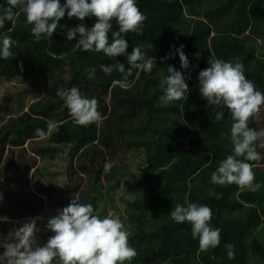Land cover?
I'll return each mask as SVG.
<instances>
[{"label": "trees", "instance_id": "16d2710c", "mask_svg": "<svg viewBox=\"0 0 264 264\" xmlns=\"http://www.w3.org/2000/svg\"><path fill=\"white\" fill-rule=\"evenodd\" d=\"M203 1L136 0L146 20L142 34H125L127 53L143 45L141 50L153 60L154 68L150 73L133 69L124 85V74L114 70L106 75L100 65L120 62L127 71L131 67L127 55L109 58L103 52H84L77 45L79 34L74 40L67 38L69 28L78 24L91 28L95 17L80 21L66 14L51 38L36 41L26 14L19 7L13 9L15 23L6 21L0 29V39L8 34L16 41L11 48L14 58L0 57V81L5 82L0 95V188L2 175L10 181L0 202V215L3 205L9 207L8 219L36 217L48 206H67L78 197V202L91 203L94 214L100 216L98 201L106 189L119 183L117 161L130 149L142 148L145 165L140 184L147 182V188L144 196L130 202L133 211H128L131 225L127 231L137 256L125 264H248L249 257L264 264L263 149L258 161H248L255 183L261 185L258 191L211 182V173L220 162L234 154L230 141L233 120L226 107L215 109L208 104L198 79L199 72L210 67L209 60L219 58L242 64L246 77L264 92V0H205V11L200 10ZM5 7L6 0H0V15ZM112 25L113 31L119 30L115 20ZM255 37L263 39L260 46L248 41ZM181 45L186 55L191 53L188 69L181 66ZM165 56L168 59H162ZM169 65L184 73L189 91L187 99L164 105L159 100L163 94L160 83ZM93 66L95 79L89 80L85 68ZM67 67L68 81L63 76ZM73 86L98 100L100 119L87 127L75 124L56 95L57 88ZM221 110L224 117L217 121L216 113ZM48 121L60 131L42 139L35 130L47 132ZM248 124L256 130L264 128V107ZM109 162L113 167L105 172ZM31 169L32 185L28 179ZM104 177L114 181L105 189ZM62 189L64 194L59 196ZM177 203L212 209L211 226L221 229L218 247L199 251L191 225L177 224L170 216ZM3 223L0 244L16 242L12 222ZM36 237L43 246L50 234L37 231ZM228 243L234 246V259L227 256Z\"/></svg>", "mask_w": 264, "mask_h": 264}, {"label": "clouds", "instance_id": "9594fccd", "mask_svg": "<svg viewBox=\"0 0 264 264\" xmlns=\"http://www.w3.org/2000/svg\"><path fill=\"white\" fill-rule=\"evenodd\" d=\"M6 3L7 7L0 15V29L6 21L15 23L16 13L13 9L19 7L26 14L27 23L33 25L31 32L36 41L42 37L51 38L66 14L68 18L76 17L80 21L95 17L96 22L91 28L83 24L69 28L67 38L74 40L79 34L77 45L84 52H103L109 58L127 55L131 65L127 71L120 62L100 65V70L106 75H111L114 70L124 74L122 85L127 83L133 69L150 73L154 68L153 60L146 58L141 50L143 45H136L130 54L127 53L129 45L125 34H142L146 20L136 0H66L64 4H61V0H6ZM113 20L119 26L118 31L112 30ZM0 43V57L13 59L11 48L16 41L4 34ZM183 47L181 45L178 50L181 66L188 69L190 62ZM162 59H168V56ZM209 64L210 67L199 72L200 92L210 106H215V109L226 107L231 113L230 141L234 146V154L228 155L211 173V182L222 186L235 183L241 189L256 192L261 185L255 183V174L248 161L260 159L257 148L264 149V128H250L248 122L258 116L264 107V92L257 90L254 82L246 77L242 64L219 58H211ZM85 73L89 80L95 79L96 67L85 68ZM167 73L160 83L163 92L159 97L160 102L170 105L187 99L189 85L184 73L171 65ZM56 95L64 101L76 125L87 127L100 119L98 100L89 99L80 88H57ZM223 117L224 112L217 111L215 119L219 121ZM59 131L52 121L47 122V132L40 128L35 130L42 139ZM112 167V163H106L104 171L108 172ZM78 201L79 198L74 197L57 216L48 220L46 227L54 235L43 246L37 242V218L18 228L14 233L16 242L4 245L6 250L0 254V264H54V261L57 264H125L133 260L137 252L130 245V233L120 217L109 213L101 218L94 214L91 203ZM212 215L208 205L197 203H188L187 206L177 203L170 213L177 224L187 222L191 225V235L198 239L200 252L218 247L221 241V229L211 226ZM225 247L228 258L234 259V246L228 243Z\"/></svg>", "mask_w": 264, "mask_h": 264}, {"label": "rangeland", "instance_id": "374dc122", "mask_svg": "<svg viewBox=\"0 0 264 264\" xmlns=\"http://www.w3.org/2000/svg\"><path fill=\"white\" fill-rule=\"evenodd\" d=\"M208 8V2L205 0L201 4L200 10L205 11ZM253 42L255 45L260 46L263 42V39L255 37L253 40H248ZM187 55L190 56L191 53L187 52ZM63 76L65 77V80L68 81L71 74H70V68H65L63 72ZM5 92V82L0 81V95L4 94ZM31 101V98H29L28 103ZM261 150L259 149L258 152ZM264 152V149H263ZM30 154V153H29ZM261 154V153H260ZM40 157H37V165L40 164ZM122 162H125V166H122ZM113 163H116L115 161ZM112 163V164H113ZM117 164L119 165V170H117V174L120 176L119 183L117 185H114L112 189H106L104 191V197L101 198L98 201L99 209L100 210V217L103 218L107 216L109 213H112L114 216H119L122 222L125 225V228L128 229V227L131 225L130 218L128 215V211H133L132 206L130 205V202L136 200L137 198H141L146 193L147 188V182H144L142 185L140 182L141 179V168L145 165V155L144 150L142 148H132L129 150V152L126 154V156L123 158V160L117 161ZM1 168V167H0ZM33 169L30 170L29 173V184L32 185L30 175L32 174ZM87 178V177H86ZM61 179V178H60ZM1 180H3L2 188H0V202L3 201L4 198V192L6 188H9V179L5 177V175L1 176ZM87 180V179H86ZM19 181V178L17 179V182ZM114 182L112 179L107 180V177H104V187L103 189L107 188V186ZM65 186V185H64ZM23 190L22 188H20ZM57 190V189H55ZM59 196H62L64 194L63 189L59 190ZM54 194H57V191H55ZM44 198H47L46 196ZM14 203V202H12ZM1 215H0V232L1 234H5V226L4 221L9 220L12 222L13 230L12 232L14 240H16L14 233L15 231L22 227L25 222H29L34 218L37 222V227L39 231L43 233H48L50 236L54 235L49 229H47L46 225L48 223V220L52 217H55L59 214V212L66 207L64 203H58L53 204L52 206H48L44 210V212L36 217H26V218H10L8 219L6 216L7 210H9V207H4L1 205ZM243 214V211L240 212ZM5 216V217H1ZM154 216V213L152 214V217ZM154 219H151V223ZM5 244H0V248L2 247L1 254L3 253V249L5 248ZM248 264H263L260 262L257 258L249 257L248 258Z\"/></svg>", "mask_w": 264, "mask_h": 264}]
</instances>
